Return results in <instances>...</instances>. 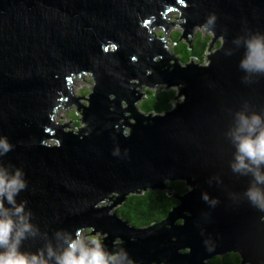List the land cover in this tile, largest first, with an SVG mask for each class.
Wrapping results in <instances>:
<instances>
[{"label":"water","instance_id":"water-1","mask_svg":"<svg viewBox=\"0 0 264 264\" xmlns=\"http://www.w3.org/2000/svg\"><path fill=\"white\" fill-rule=\"evenodd\" d=\"M173 25L189 48L196 29L211 34L206 64H182L166 46ZM255 35L264 36V0H0V140L11 146L0 168L23 173L16 201L36 230L20 251L59 252L57 233L91 230L132 264H212L229 253L264 264V212L244 196L252 177L232 171L227 135L238 112L264 117V74L240 67ZM85 74L84 104L71 87ZM158 85L181 100L140 111L147 94L136 88ZM72 106L81 126L67 130L54 117ZM175 181L186 192L168 187ZM147 191L177 204L143 227L110 213Z\"/></svg>","mask_w":264,"mask_h":264},{"label":"clouds","instance_id":"clouds-1","mask_svg":"<svg viewBox=\"0 0 264 264\" xmlns=\"http://www.w3.org/2000/svg\"><path fill=\"white\" fill-rule=\"evenodd\" d=\"M215 17L208 21L212 24ZM237 44L240 41L236 42ZM245 55L240 67L249 74H264V36L255 35L244 41ZM231 54V53H229ZM235 147L232 171L242 176H251L252 182L244 196L259 211L264 212V117L256 113L247 115L238 112L235 125L227 133ZM0 155L11 150L6 140H0ZM27 187L23 173H10L0 168V264H132L123 250L107 252L96 238L85 240L81 232L75 238L70 234L57 233L62 239L54 250L51 243L37 253L21 252L22 243L36 230L30 221V212H25L26 202L17 204L16 196ZM207 199V197H204ZM5 201L8 207H5Z\"/></svg>","mask_w":264,"mask_h":264},{"label":"trees","instance_id":"trees-1","mask_svg":"<svg viewBox=\"0 0 264 264\" xmlns=\"http://www.w3.org/2000/svg\"><path fill=\"white\" fill-rule=\"evenodd\" d=\"M179 37L180 33L171 36L173 45L170 49L172 53L178 57L182 64L190 60L202 64L211 37L203 36L199 32H196L191 41V48L184 41L180 40ZM146 94V97L138 104L140 111L144 113H163L171 107V103L175 97L174 90H166L165 88H160L157 92L148 90ZM168 187L173 192L179 194L187 190V187L181 181L169 182ZM176 204L177 202L172 196L167 195L165 191H147L138 195H129L114 212L120 214L131 225L143 227L154 221L163 219L170 208ZM229 255L234 256V259H230V261L227 259L228 256L224 255L220 258L214 257L212 262L215 264H236V255Z\"/></svg>","mask_w":264,"mask_h":264},{"label":"rangeland","instance_id":"rangeland-1","mask_svg":"<svg viewBox=\"0 0 264 264\" xmlns=\"http://www.w3.org/2000/svg\"><path fill=\"white\" fill-rule=\"evenodd\" d=\"M178 17V14L176 12H171L167 15L166 19L168 22H173L174 24H179V20H175L176 18ZM153 32L158 35V36H162L164 37V34H163V30L160 28V27H156L155 29H153ZM196 32H199L200 34H202L203 36H209L211 37V34H209L208 32H206L205 30L203 29H196L194 33ZM176 33H181L180 31V28L178 26H172L170 27L166 34H165V43H166V46L170 49L173 45V43L171 42V36L175 35ZM208 33V34H207ZM182 40V39H181ZM184 41V40H182ZM215 47V45L213 46V48ZM171 50V49H170ZM208 54V52L205 53V58H206V55ZM206 60L204 59V62L203 64H206ZM82 80V81H81ZM91 87H92V80H91V77L87 74L85 75H82L80 76L79 78L75 77L73 79V84H72V89H71V92L73 95H77V96H80V97H83V100H79L80 103H86L85 98L87 97V95L89 94L90 90H91ZM141 89H138L136 88L137 90H141V91H148V90H154V89H149V88H146V87H143L141 86L140 87ZM160 88H165V85H158L156 88H155V91H158ZM166 90H174L175 91V95H176V88L175 87H171V88H168ZM154 91V92H155ZM143 92V93H144ZM145 94V93H144ZM145 98V97H144ZM142 98V100L144 99ZM181 98L177 99V100H173L172 103H171V106L177 102V101H180ZM140 103V102H139ZM138 103V104H139ZM79 114L77 113L76 109L74 106L72 107H69V109H62V107H60L59 109L56 110V113H55V117H54V120L56 122H59V123H62V124H68V128H66L67 130L68 129H71V127H75L74 129L76 130V127H80L81 126V122H80V118H79ZM70 122V123H68ZM91 231H88V230H83L81 231L82 235H83V238L87 241V240H90L92 238H96L98 237V239L100 240V238L102 237V235H99V233H95L94 235L93 234H90ZM89 234V235H87ZM85 235V236H84Z\"/></svg>","mask_w":264,"mask_h":264},{"label":"flooded vegetation","instance_id":"flooded-vegetation-1","mask_svg":"<svg viewBox=\"0 0 264 264\" xmlns=\"http://www.w3.org/2000/svg\"><path fill=\"white\" fill-rule=\"evenodd\" d=\"M229 254H234V253H229ZM229 254H226L228 257H227V259H231V260H233L234 259V256H232V255H229ZM234 255H236V254H234ZM224 256V255H223ZM220 257H222V256H218V258H220ZM236 257H237V260H236V264H238V262H239V257L236 255ZM213 259V258H212ZM212 259L210 260V262L212 263V264H215V263H213L212 262ZM236 259V258H235ZM230 260V261H231ZM219 264H221V263H219Z\"/></svg>","mask_w":264,"mask_h":264},{"label":"bare ground","instance_id":"bare-ground-1","mask_svg":"<svg viewBox=\"0 0 264 264\" xmlns=\"http://www.w3.org/2000/svg\"><path fill=\"white\" fill-rule=\"evenodd\" d=\"M207 34H208V33H207ZM209 34H210V33H209ZM171 42H172V41H171ZM186 44H187V43H186ZM215 46H217V45H215ZM194 59H195V58H194ZM202 61H203V60H202ZM81 76H82V75H81ZM71 128H72V127H71ZM74 128H75V127H73V130H75ZM77 128H78V127H76V129H77ZM119 206H120V205H119ZM119 206H117V207H119ZM117 207H114V208L110 211V213H111V214H117V213L114 212V210H115ZM126 221H127V220H126ZM88 231H91V230H88Z\"/></svg>","mask_w":264,"mask_h":264}]
</instances>
